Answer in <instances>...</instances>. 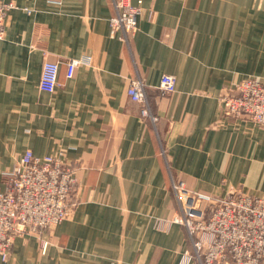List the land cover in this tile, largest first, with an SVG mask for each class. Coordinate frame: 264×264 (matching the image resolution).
Returning <instances> with one entry per match:
<instances>
[{"label":"crops","instance_id":"obj_1","mask_svg":"<svg viewBox=\"0 0 264 264\" xmlns=\"http://www.w3.org/2000/svg\"><path fill=\"white\" fill-rule=\"evenodd\" d=\"M2 1L17 8L0 40V185L27 150L62 152L78 205L41 237L15 238L0 264H179L186 229L156 226L179 212L171 177L214 197L264 198V126L224 116L220 101L264 81V0H131L143 13L129 46L109 0ZM70 60L83 62L71 79ZM46 61L60 63L52 94L39 89ZM163 75L176 78L170 97ZM137 76L155 125L127 95Z\"/></svg>","mask_w":264,"mask_h":264},{"label":"built area","instance_id":"obj_2","mask_svg":"<svg viewBox=\"0 0 264 264\" xmlns=\"http://www.w3.org/2000/svg\"><path fill=\"white\" fill-rule=\"evenodd\" d=\"M116 14L110 19L113 33L129 46L138 30L141 6L131 0H109ZM12 2L0 0V40L3 39ZM83 62L67 63V78L71 79ZM59 62L46 61L42 67L39 89L52 94L59 86ZM159 90L163 97L177 91L176 78L163 75ZM127 95L139 104L140 116L154 125V115L147 95V85L139 76L130 80ZM224 116L248 119L264 126V81L248 78L235 84L232 93L221 98ZM0 185V262L9 260L17 237L37 236L51 231L73 216L78 201L73 196L77 186L75 170L65 162L62 152L43 157L27 150L13 169L2 173ZM171 189L179 212L171 220H157L165 230L172 224L184 227L191 242L179 264H264V198L233 190L224 197H214L190 190L186 183L171 177ZM49 243L41 241L45 253Z\"/></svg>","mask_w":264,"mask_h":264}]
</instances>
